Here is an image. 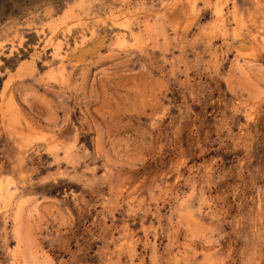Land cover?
<instances>
[{
	"label": "rangeland",
	"instance_id": "1",
	"mask_svg": "<svg viewBox=\"0 0 264 264\" xmlns=\"http://www.w3.org/2000/svg\"><path fill=\"white\" fill-rule=\"evenodd\" d=\"M162 1L0 0V264H264V0Z\"/></svg>",
	"mask_w": 264,
	"mask_h": 264
},
{
	"label": "bare ground",
	"instance_id": "2",
	"mask_svg": "<svg viewBox=\"0 0 264 264\" xmlns=\"http://www.w3.org/2000/svg\"><path fill=\"white\" fill-rule=\"evenodd\" d=\"M219 1H220V0H218V2H219ZM225 1H226V0H225ZM162 2H163V1L161 0V3H162ZM256 2H257V1H256ZM209 4H210V1L208 2V5H209ZM218 4H219V3H218ZM231 4H232V2H231ZM185 5H186V4H185ZM185 5H184V6H185ZM225 5H226V4H225ZM261 5H262V3H261ZM184 6H183V7H184ZM214 6L217 7V4H215ZM263 6H264V5H263ZM161 7H162V6H161ZM163 7H164V6H163ZM173 7H174V6H173ZM127 8H128V7H127ZM169 8H170V7H169ZM220 8H221V5H220ZM262 8H264V7H262ZM167 9H168V8H167ZM185 9H186V8H185ZM185 9H184V10H185ZM162 10H163V9H162ZM173 10H174V9H173ZM173 10H172V11H173ZM233 10H234V9H233ZM194 11H195V10H194ZM222 11H223V10H222ZM136 12H137V11H136ZM215 12H216V11H215ZM123 13H124V12H123ZM161 13H162V12H161ZM170 13H171V12H170ZM217 13H218V15H219V21H220V23H221L220 26H221V25L223 26V20H222L223 17L221 16V15H222V14H221V9H218ZM231 13H232V12H231ZM121 14H122V13H121ZM184 14H185V13H184ZM240 14H241V13H240ZM240 14H239V15H240ZM150 15H151V14H150ZM154 15H155V14H154ZM65 16H66V15H65ZM231 16H232V15H231ZM241 16H242V15H241ZM251 16H252V15H251ZM185 17H186V16H184V18H185ZM109 18H110V17H109ZM151 18H152V17H151ZM180 18H181V17H180ZM238 18H239V16H238ZM246 18H248V17H246ZM252 18H253V17H252ZM62 19H63V18H62ZM112 19H113V18H112ZM116 19H117V18H116ZM137 19H138V18H137ZM138 20H140V18H139ZM149 20H150V19H149ZM159 20H161L160 17H159ZM162 20H163V19H162ZM162 20H161V21H162ZM251 20H252V19H251ZM77 21H78V20H77ZM155 21H156V19H154L153 22H155ZM161 21H160V22H161ZM163 21H164V20H163ZM236 21H237V20H236ZM241 21H242V20H241ZM248 21H250V20H248ZM62 22H63V21H62ZM62 22H61V23H62ZM72 22H73V21H72ZM72 22H71V23H72ZM80 22H81V20H80ZM125 22H126V21H125ZM132 22H133V21H132ZM233 22H234V21H233ZM238 22H239V21H238ZM238 22H237V23H238ZM130 23H131V22H130ZM180 23H181V22H180ZM215 23H216V22H215ZM217 23L219 24L218 20H217ZM217 23H216V24H217ZM62 24H63V23H62ZM69 24H70V23H69ZM131 24H132V23H131ZM155 24H156V23H155ZM157 24H158V23H157ZM157 24H156V25H157ZM216 24H215V25H216ZM256 24H257V23H256ZM129 25H130V24H129ZM136 25L138 26L137 23H136ZM158 25H159V24H158ZM244 25H245V24H244ZM55 26H57V25H55ZM58 26H59V25H58ZM154 26H155V25H154ZM165 27H167V26H165ZM178 27H179V26H178ZM59 28H60V27H59ZM59 28H58V29H59ZM70 28H71V26H70ZM122 28H123V27H122ZM141 28H142V27H141ZM141 28H140V30H141ZM159 28L161 29V27H159ZM217 28L220 29L221 27H218V26H217ZM236 28H237V27H236ZM128 29H129V28H128ZM225 29H226V28H225ZM225 29H224V30H225ZM81 30H82V29H81ZM143 30H144V28H143ZM155 30H158V29H155ZM161 30H162V29H161ZM178 30H179V29H178ZM170 31H171V30H170ZM248 31H249V30H248ZM129 32H130V30H129ZM160 32H161V31H160ZM162 32H163V31H162ZM181 32H182V31H181ZM205 32H206V31H205ZM124 33H125V32H124ZM183 33H184V31H183ZM203 33H204V32H203ZM206 33H207V32H206ZM141 34H142V33H141ZM157 34H158V33H157ZM185 34H186V33H185ZM221 34H222V33H221ZM139 35H140V34H139ZM159 35L161 36V34H159ZM162 35L164 36V33H163ZM165 35H166V34H165ZM163 36H162V37H163ZM169 36H170V35H169ZM178 36H179V35H178ZM138 37H139V36H138ZM132 38H133V36H132ZM168 38H169V37H168ZM168 38H167V39H168ZM224 38H225V37H224ZM141 39H142V37H141ZM141 39H140V40H141ZM126 40H127V39H126ZM161 40H162V38H161ZM179 40H180V39H179ZM129 41H130V40H129ZM168 41H169V40H168ZM176 41H177V40H176ZM183 41H184V40H183ZM140 43H141V42H140ZM163 43H164V42H163ZM170 43H172V42H170ZM168 44H169V43H168ZM183 44H185V43H183ZM183 44H182V45H183ZM76 45H77V44H76ZM140 45H141V44H140ZM144 46H145V45H144ZM147 46H148V45H147ZM170 46H171V45H170ZM183 46H184V45H183ZM138 47H139V46H138ZM184 47H185V46H184ZM152 48H153V47H152ZM141 49H142V48H141ZM158 51H159V50H158ZM151 53H152V52H151ZM145 55H146V54H145ZM180 55H181V54H180ZM214 55H215V54H214ZM146 56H148V55H146ZM163 56H164V55H163ZM181 56H182V55H181ZM216 57H217V56H216ZM173 62H175V61H173ZM171 64H172V63H171ZM69 147H70V146H69ZM72 152H73V151H72ZM73 153H74V152H73ZM73 153H72V154H73ZM66 158L68 159V157H66ZM74 158H75V157H74ZM18 160H19V159H18ZM72 160H73V159H72ZM72 160H71V161H72ZM71 161H69V163H70ZM20 163H21V162H20ZM74 164H75V163H74ZM72 166H73V165H72ZM21 168H23V167H21ZM7 193H8V192H7ZM178 198H179V197H178ZM180 198H181V197H180ZM185 198H186V197H184L183 199H185ZM186 203H187V202H186ZM188 203H189V201H188ZM188 203H187V204H188ZM260 203H261V202H260ZM188 206H189V205H188ZM254 206H255V205H254ZM260 206H261V205H260ZM185 208H186V207H185ZM260 208H261V207H260ZM260 211H261V210H260ZM252 212H253V211H252ZM250 213H251V212H250ZM260 214H261V213H260ZM250 217H251V216H250ZM251 218H252V217H251ZM260 218H261V217H260ZM250 222H251V221H250ZM251 223H252V222H251ZM258 224H259V223H258ZM255 226H256V225H255ZM251 227H252V226H251ZM259 227H260V226H259ZM249 228H250V226H249ZM255 228H256V227H255ZM250 229H251V228H250ZM256 230H257V229H256ZM259 231H260V230H259ZM254 234H255V232H254ZM101 237H102V236H101ZM254 248H255V247H254Z\"/></svg>",
	"mask_w": 264,
	"mask_h": 264
}]
</instances>
